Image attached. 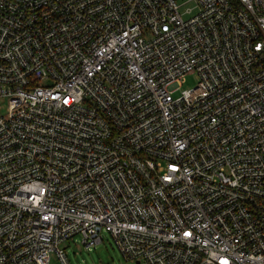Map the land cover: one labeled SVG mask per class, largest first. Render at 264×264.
I'll return each mask as SVG.
<instances>
[{
    "label": "built area",
    "instance_id": "obj_1",
    "mask_svg": "<svg viewBox=\"0 0 264 264\" xmlns=\"http://www.w3.org/2000/svg\"><path fill=\"white\" fill-rule=\"evenodd\" d=\"M103 231L264 264V0H0V264Z\"/></svg>",
    "mask_w": 264,
    "mask_h": 264
},
{
    "label": "rangeland",
    "instance_id": "obj_2",
    "mask_svg": "<svg viewBox=\"0 0 264 264\" xmlns=\"http://www.w3.org/2000/svg\"><path fill=\"white\" fill-rule=\"evenodd\" d=\"M177 1L179 4H183L185 2V0ZM190 7H192L191 4H184L181 11L183 12ZM198 81L199 78L197 75H188L184 80L182 88H192ZM102 237L104 239L102 243L86 247L83 244L82 238L80 236H76L73 241L65 242L61 245V247L66 248L71 264H137L134 261L126 259L109 232L103 231ZM50 264H58L55 254L52 255V262Z\"/></svg>",
    "mask_w": 264,
    "mask_h": 264
},
{
    "label": "snow or ice",
    "instance_id": "obj_3",
    "mask_svg": "<svg viewBox=\"0 0 264 264\" xmlns=\"http://www.w3.org/2000/svg\"><path fill=\"white\" fill-rule=\"evenodd\" d=\"M257 50H258V51L260 50V45H257ZM64 102H65V103H68L67 100H65ZM172 170L175 171V168H173ZM166 179H168V178L166 177ZM185 235H190V233H185ZM225 264H226V262H225Z\"/></svg>",
    "mask_w": 264,
    "mask_h": 264
}]
</instances>
